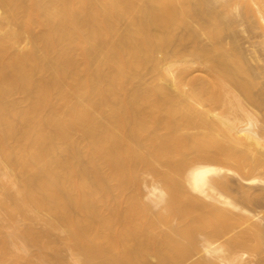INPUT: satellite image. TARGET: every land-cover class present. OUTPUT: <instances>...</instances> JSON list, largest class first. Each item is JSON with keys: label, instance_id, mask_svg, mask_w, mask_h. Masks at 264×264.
Instances as JSON below:
<instances>
[{"label": "bare ground", "instance_id": "obj_1", "mask_svg": "<svg viewBox=\"0 0 264 264\" xmlns=\"http://www.w3.org/2000/svg\"><path fill=\"white\" fill-rule=\"evenodd\" d=\"M201 1L0 0V249L16 264L64 249L77 264H264L258 217L223 194L233 167L264 169L247 144L262 138L244 101H258L224 42L230 8ZM171 54L204 77L161 72Z\"/></svg>", "mask_w": 264, "mask_h": 264}, {"label": "rangeland", "instance_id": "obj_2", "mask_svg": "<svg viewBox=\"0 0 264 264\" xmlns=\"http://www.w3.org/2000/svg\"><path fill=\"white\" fill-rule=\"evenodd\" d=\"M260 1L261 0H255V1H251L250 2V1H246V0H241V1L239 0V2H240L238 4L239 7L237 6L238 10H239V11L237 10L238 12L235 11V9H234V8H236L235 7L236 5L235 4H233V5L231 4V6H230L229 5L230 2L227 4V5H229V7L228 6L224 7V6H222V5H224V1L223 0H217V1L216 0H204V1L202 0L201 1V5H202V3H203V5L204 4H207L208 6L210 5L211 7H214L215 9H217L216 11L219 12V13H223L224 12L223 10H226L225 12H227V10L230 8V10H228V12H227L228 16H227V13H226L225 14L226 16L225 17L223 16V20H224V22H226V25H228V31H229L228 34L230 35V33H232L233 37H232V35H230L232 38L231 39H227V41H224V42L227 43L226 44L227 48H229V46L232 47V45L233 46L235 45L239 49V53L244 58V66H245V70L247 71L246 79H247V81H249V83L252 84L250 90H251V92L253 94V97L258 101L256 104L244 101V105H246V109L253 115L254 120L256 121V131L259 133V135L262 138L260 145H255V144H253L251 142H247L249 150L251 152V156L250 157H252L254 159L256 158L255 160H258L257 158L264 159V146H263V144H264V134H263V137H262V132L264 133V21H262L260 19L262 14L257 12L258 8L260 10V5H261ZM209 2H210V4H209ZM214 2H216V3H214ZM232 3H234V1ZM231 7H233V8H231ZM253 8H254V10H253ZM246 10H248V11H246ZM260 11L262 12V10H260ZM243 12H245V14ZM247 12H248V14H247V16H245ZM241 14H242V16H241ZM243 15H244L245 18L243 17ZM238 18H239V20H238ZM193 24H192L193 27L196 28L195 26H197V24H195V23H193ZM248 26H250L249 29L252 27V28H255V30L254 29H250V30H252V31H250L249 29H247ZM121 27H122L121 28V30H122L124 28V25H122ZM229 28H230V30H229ZM196 29L200 30L199 26H197ZM178 33L183 35V34H186V31L183 30L181 32L179 31ZM203 41H205V42H203ZM203 41H202L203 44L205 43V45H208L207 43H209V42L206 43V41H208V40L204 39ZM20 47H22V48L27 47V40H22L21 43H20ZM183 56L185 58L184 57L182 58L181 55L178 56V55L171 54L170 57L168 59H166L167 61L164 60L165 62L162 61L163 63L160 64V65H162V66L159 67V68L162 69L161 72H163L165 74V71L168 68H170V69L167 70V72L168 73L170 72L171 75L174 74L175 77H176V75L178 76L181 73V71L184 70V68H185V70L187 69L188 71H190L191 68L193 67L192 68L193 72H190V73L187 72V73H189V76L191 78H194L195 76L199 77L201 75L202 76L205 75L204 72H202L203 73L202 74L200 70L198 71V69H201V68L197 69V67H198L197 64L196 65L194 64L195 66L192 65V60H191V66L192 67H190V69H188V66H190V64L187 63V62L191 59V57L187 58V54H183ZM178 59L182 60V61H184V59H186L188 61L183 62V64H181V62L172 63V62L177 61ZM178 63H180V64H178ZM170 64H172V66ZM184 64H186V66H184ZM167 65L169 67H167ZM164 69H166V70H164ZM161 72H159V73L163 74ZM149 73H147V72L144 73V75H145L144 79L147 82L148 81H152L151 80L152 77L154 78V76L151 75V73L150 74ZM189 76L187 75V78ZM190 77L188 79H191ZM259 103L260 104L262 103V104L260 105ZM220 112H218V113H220ZM239 119L242 122H244V123L240 122V125L243 124L242 127H245L244 126L246 124L245 118H243V116H241ZM254 159H252V160L254 161ZM262 161H263L262 162V164H263L264 160H262ZM231 170H234L235 175L232 172L233 175H226L225 178L223 176V179H226L228 181L227 182V187L223 189V194L226 197H228L230 200H232L241 209H243L246 212H249L251 215H253V217H255V216L258 217L259 219L257 218L256 221L258 223H260L262 225V227L264 228V186L263 185L249 186V185H246V183H245L247 178H250L251 176L252 177H255V176L257 177L258 176V177L263 178L264 177L263 176L264 175V169L256 170V171H253L252 173H251V171L249 172L248 169L245 172H241V173H240V171L237 172L238 169L237 168L234 169V167ZM244 176L246 177V179H244ZM142 180H143V182L140 185V189L142 188L141 189V191H142L141 194L143 195L142 200H143V202L148 203L149 205H151V208L154 207V209L152 208L153 211H157L159 209L158 206H157V202L154 203V201H157L156 198L152 197V198L148 199V197L146 195L147 191L150 189V187L152 185H154V184H157L155 182L156 180H154L153 176L151 174H149V173H143L142 174ZM158 185H155V186H158ZM246 196H248L247 197L248 199H246L248 202L245 200ZM42 214H45V213H42ZM3 220L4 221H3L2 226L4 228L6 227L7 229H11L13 226L18 224L17 222H18L19 219L16 220V222H15V220L13 218H10L6 214H4V219ZM22 220H24V219H22ZM29 220H31V219H28L25 222L22 221L19 224L22 225L23 227L26 224V226H25L26 229L28 228V226H27L28 224L30 225V227L28 229H32V228L36 229V230L37 229L38 230L42 229V227H43L42 221H40V220L39 221H36V220L35 221H32V220L29 221ZM27 222H28V224H27ZM29 222L32 223V224H30ZM22 226H20V228H22ZM31 226H33V227H31ZM21 230H22L21 232L24 231L23 229H21ZM54 237H52V239L53 240H57V237L56 238H54ZM0 250H1L0 251L1 252L0 256L1 257L0 258L2 260V261L0 260V264L1 263L2 264H16L17 260H15L16 259V257H15L16 255L14 253L11 254L8 251H4L2 249H0ZM33 250H35V252L37 251L34 248V249H32L33 253H34ZM64 250H61L57 254L56 253H52V254H54L53 255L54 258L52 257V255H50L53 258V260H51V258H49V260H47V263L48 264L49 263L50 264H77L73 260L72 252L71 251L69 252V250H65V251ZM4 253H6V254H4ZM59 253H61V254H59ZM55 254H56V256H55ZM7 255L9 257L12 256L13 259L9 258ZM5 256H6V258H4ZM248 259H250V260L248 261ZM152 261L155 262L156 260L152 259ZM244 262L246 264H258L257 260L255 259V257L253 255L249 256V254L245 256ZM82 264H84V263H82Z\"/></svg>", "mask_w": 264, "mask_h": 264}]
</instances>
